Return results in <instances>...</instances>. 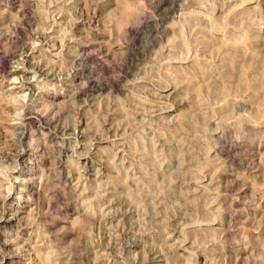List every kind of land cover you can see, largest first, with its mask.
Instances as JSON below:
<instances>
[{
	"label": "rangeland",
	"instance_id": "rangeland-1",
	"mask_svg": "<svg viewBox=\"0 0 264 264\" xmlns=\"http://www.w3.org/2000/svg\"><path fill=\"white\" fill-rule=\"evenodd\" d=\"M1 9L0 264H264V0Z\"/></svg>",
	"mask_w": 264,
	"mask_h": 264
},
{
	"label": "bare ground",
	"instance_id": "bare-ground-1",
	"mask_svg": "<svg viewBox=\"0 0 264 264\" xmlns=\"http://www.w3.org/2000/svg\"><path fill=\"white\" fill-rule=\"evenodd\" d=\"M7 10H8V9H7ZM6 13H7V12H6ZM15 13H16V12H15ZM4 14H5L4 10L1 9V10H0V19L3 18ZM4 18H6V16H5ZM10 21H11V20H10ZM7 22H8V21H7ZM12 22H13V21H12ZM12 22H11V23H12ZM0 24H1V23H0ZM8 24L11 25L10 23H8ZM5 26H6V25H5ZM1 30H2V29H1ZM13 30H14V29H13ZM5 33H6V32H5ZM6 35H7V34H6ZM9 39H10V38H9ZM37 39H38V38H37ZM12 40H14V39H12ZM108 42H109V41H108ZM111 42H112V41H111ZM13 43H14V42H13ZM105 44H106V41L101 42V45H105ZM112 44H113V43H112ZM28 45H29V44H28ZM80 47H81V46H80ZM104 47H105V46H104ZM107 48H108V46H107ZM81 49H83V51H84L85 46H83V48H81ZM106 50H107V49H106ZM27 52H28V51H27ZM0 53H1V52H0ZM7 53H9V52H7ZM10 53H11V52H10ZM16 53H17V52H16ZM18 53H19V52H18ZM21 53H22V52H21ZM1 54H2V53H1ZM1 54H0V58H1V56H2ZM87 54H88V53H87ZM3 55H4V54H3ZM19 55H20V54H18V56H19ZM78 56H79V55H78ZM13 57H14V56H13ZM20 57H21V56H20ZM81 57H82V55H81ZM90 58H91V57H90ZM18 59H19V58H18ZM18 59H17V60H18ZM86 59H87V58H86ZM4 60H5V59H4ZM76 60H77V59H76ZM76 60H75V61H76ZM0 62H1V61H0ZM76 62H77V61H76ZM1 64H2V62H1ZM1 64H0V65H1ZM2 66H3V65H2ZM42 66H43V65H42ZM0 67H1V66H0ZM3 68H4V66H3ZM43 69H44V68H43ZM24 71H25V70H24ZM46 71H47V70H46ZM9 73H10V75H12V73H15V71L10 70ZM44 73H45V72H44ZM47 73H48V72H47ZM5 74H6V73H5ZM47 75H48V74H47ZM53 75H54V74H53ZM14 76H15V75H14ZM44 76H45V75H44ZM24 77H25V76H24ZM24 77H22V78H24ZM53 77H54V76H53ZM13 81H14V80H13ZM5 82H7V81H5ZM22 82H23V81H22ZM95 82H96V81H95ZM96 84H98V83H96ZM4 85H5V84H4ZM94 85H95V83H94ZM87 86H88V85H87ZM24 87H25V86H24ZM91 87H92V86H91ZM95 87H97V86H95ZM100 87H101V86H100ZM2 89H3V88H2ZM88 89H89V88H88ZM97 89H99V86H98ZM97 89H96V90H97ZM104 89H105V88H104ZM1 91H2V90H1ZM3 91H4V90H3ZM6 92H7V91H6ZM95 92H96V91H95ZM81 93H84V92H81ZM89 93H90V92H89ZM14 94H15V93H14ZM84 94H85V93H84ZM4 95H5V94H4ZM4 95H3V97H6V96H7V95H6V96H4ZM40 96H41V95H40ZM40 96H39V97H40ZM3 97H2V98H3ZM77 97H78V96H77ZM19 98H20V97H19ZM21 100H22V99H21ZM4 101H5V98H4ZM22 101H23V100H22ZM0 102H1V97H0ZM38 103H39V102H38ZM2 105H3V104H2ZM46 105L49 106V103H48V104L46 103ZM0 106H1V105H0ZM31 107H32V106H31ZM4 108H5V107H4ZM5 112H6V110H5ZM2 113H3V114L1 115L2 124H0V131H2L1 133H3V134L5 133V134H6V133L9 131V129H12V128H9V127L6 125V123L4 122V121H6V120H5V119H6V113H4V112H2ZM9 113H10V112H9ZM30 113H31V111L29 112V114H30ZM37 113H38V112H37ZM33 114H34V113H33ZM38 114H39V113H38ZM38 114H36V115H38ZM38 117H39V116H38ZM6 122H7V121H6ZM43 125H44V124H43ZM31 126H32V125H31ZM46 126H47V125H46ZM65 126H66V125H65ZM13 127H14V126H13ZM18 128H19V127H18ZM73 130H74V129H73ZM20 131H21V130H20ZM36 131H37V130H36ZM73 132H74V131H73ZM17 133H18V132H17ZM39 133H40V132H39ZM62 133H63V132H62ZM64 133H65V132H64ZM74 133H75V132H74ZM20 134H21V133H20ZM31 134H32V133H31ZM44 134H45V133H43L42 136H43ZM65 134H66V133H65ZM4 136H6V135H4ZM39 136H41V135H39ZM60 136H61V135H60ZM10 137H11V136H10ZM36 137H37V136H36ZM41 138H42V137H41ZM37 139H39V138H37ZM96 139H97V138H96ZM3 140H4V139H3ZM17 140H18V139H17ZM32 140H33V137L30 136V140H28V141L31 143ZM45 140H46V139H45ZM7 141H8V140H7ZM10 141H11V140H10ZM38 141H42V139H41V140H38ZM43 141H44V140H43ZM43 141H42V143H43ZM44 142H45V141H44ZM55 142H56V141H55ZM9 143H10V142H9ZM15 143H16V142H15ZM30 143H29V146L31 145ZM38 143H39V142H38ZM45 143H46V142H45ZM61 143H62V142H61ZM57 144H58V143H57ZM44 145H45V144H44ZM46 145H47V144H46ZM58 145H59V144H58ZM18 150H19V149H18ZM13 151H14V150H13ZM15 151H16V150H15ZM22 152H23V151H22ZM27 152H28V151H27ZM27 152H26V153H27ZM32 152H33V151H32ZM32 152H31V153H32ZM31 153H29V154H31ZM28 156H29V155H28ZM24 160H25V159H24ZM37 167H38V166H37ZM65 184H66V183H65ZM22 187H23V186H22ZM71 190H72V189H71ZM73 191H74V190H73ZM81 194H82V193H81ZM75 197H76V196H75ZM78 198H79V197H78ZM76 200H77V199H76ZM33 205H34V204H33ZM35 206H36V205H35ZM254 206H255V205H254ZM257 207H258V206H257ZM13 209H14V208H13ZM260 209H261V208H260ZM82 213H83V212H82ZM82 213H81V214H82ZM85 213H86V212H85ZM88 213H89V212H88ZM86 214H87V213H86ZM9 216H10V215H9ZM76 216H77V215H76ZM76 216H75V217H76ZM85 216H86V215H85ZM19 218H20V217H19ZM76 219H77V218H76ZM78 219H80V218H78ZM78 219H77V220H78ZM78 221H80V220H78ZM71 222H72V221H71ZM80 222H81V221H80ZM21 223H22V222H21ZM23 223H24V222H23ZM23 225H24V224H23ZM23 225H21V226H23ZM21 226H20V227H21ZM17 229H18V228H17ZM1 231H2V230H1ZM12 231H13V230H12ZM225 231H226V230H225ZM3 232H4V231H3ZM10 232H11V231H10ZM15 232H16V231H15ZM12 233H13V232H12ZM2 234H3V233H2ZM13 234H14V233H13ZM5 236H6V235H5ZM8 236H9V235H8ZM13 236H14V235H13ZM13 236H12V237H13ZM17 236H18V235H17ZM9 237H11V236H9ZM14 237H15V236H14ZM20 238H21V237H20ZM9 239H10V238H9ZM6 241H7V240H6ZM3 243H4V242H3ZM5 243H6V242H5ZM9 243H10V242H9ZM14 244H15V243H14ZM43 244H44V243H43ZM41 246H42V245H41ZM46 246H47V245H46ZM46 249H47V247H46ZM41 250H42V249H41ZM240 250H241V249H240ZM44 252H45V251H43L42 254H43ZM50 252H51V251H50ZM238 252H239V251H238ZM241 252H242V251H241ZM262 252H263V251H262ZM38 253H40V252L38 251ZM38 253H36V254H38ZM46 253H47V252H46ZM46 253H45V254H46ZM45 254H43V255L46 256ZM239 254H240V253H239ZM247 255H248V254H247ZM21 256H22V255H21ZM48 256H50V255H48ZM36 257H37V255H36ZM46 257H47V256H46ZM153 257H154V256H153ZM153 257H152V258H153ZM237 257H238V256H237ZM239 257H240V255H239ZM19 258H20V257H19ZM0 259H1V258H0ZM21 259H22V258H21ZM12 261H13V260H12ZM15 261H16V260H15ZM44 261H46V260H44ZM253 261H254V260H253ZM5 263H6V262H5ZM261 263H262V262H261Z\"/></svg>",
	"mask_w": 264,
	"mask_h": 264
}]
</instances>
